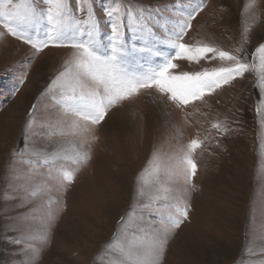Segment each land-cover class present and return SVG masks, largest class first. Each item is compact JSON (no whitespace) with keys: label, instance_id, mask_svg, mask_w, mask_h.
Segmentation results:
<instances>
[{"label":"rangeland","instance_id":"obj_1","mask_svg":"<svg viewBox=\"0 0 264 264\" xmlns=\"http://www.w3.org/2000/svg\"><path fill=\"white\" fill-rule=\"evenodd\" d=\"M184 2L134 0L137 5L158 9L154 14L161 23ZM246 2L207 0V7L193 21L185 39L233 48L242 31ZM72 3L76 8L79 0ZM112 3L94 0L95 16L105 36L110 30L104 10ZM260 11L264 13V0ZM260 19L264 21V15ZM157 35L163 38V30L157 29ZM262 37L264 28L254 26L247 45L250 52L264 42ZM128 39L131 46L135 37L129 33ZM69 51L50 46L33 58L28 45L11 36L0 39V264H28L33 251L35 264H105L98 254L122 231L121 217L143 213L146 221L158 223L159 212L150 216L143 201L134 196L136 178L147 166L153 147L171 154L197 134L203 144L195 153L198 171L189 219L175 230L163 264H260L264 259L259 253L264 226V148L260 147L262 130L255 110L260 92L254 87V76L248 74L207 97L198 111L189 108L187 124L185 113L147 95L130 106L113 109L96 132L99 139L91 162L62 196V211L49 238L15 228L16 221L9 217L28 212L39 201L19 207L23 193L9 185L22 181H11L10 153L24 146L25 122L33 103L39 107L37 123L29 134L35 146L51 151L61 139L47 136L51 101L40 94L61 69ZM202 63L207 66L208 62ZM180 64L185 71L199 70L186 61ZM26 70L27 78L19 84ZM216 121L225 124L228 131L211 128ZM177 127L182 131L180 136ZM34 227L39 229L38 221ZM246 240L251 242L248 253L244 252Z\"/></svg>","mask_w":264,"mask_h":264},{"label":"snow or ice","instance_id":"obj_2","mask_svg":"<svg viewBox=\"0 0 264 264\" xmlns=\"http://www.w3.org/2000/svg\"><path fill=\"white\" fill-rule=\"evenodd\" d=\"M261 2L247 0L238 44L224 49L203 39H185L207 0H186L163 23L154 14L158 9L137 5L134 0H113L104 10L110 30L106 36L95 16L94 0H79L76 8L72 0H0V39L11 36L28 45L33 58L50 46L70 50L40 94L51 101L47 136L61 139L51 151L35 146L29 134L37 123L39 107L33 103L25 122L24 146L10 153L11 181H22L9 185L23 193L19 207L39 201L28 212L9 217L16 221L15 228L49 238L62 211L63 194L92 160L98 128L113 109L130 106L142 95L185 113L187 124L189 108L198 111L217 90L252 75L260 92L255 110L262 130L260 147L264 148V42L251 52L247 47L253 27L264 28ZM157 29L163 30V38ZM129 33L135 37L131 46ZM181 61L199 70L185 71ZM202 62H208L207 66ZM26 78L27 70L19 84ZM211 128L228 131L220 121ZM176 133L182 135L179 127ZM202 144L197 134L171 154L153 147L147 166L136 178L134 196L143 201L150 216L159 212L158 223L146 221L143 213L126 214L119 222L122 231L102 246L97 258L105 264H163L175 230L189 219L198 171L195 153ZM37 221L39 229L34 227ZM259 239V253L264 257V226ZM250 243L246 240L245 253L251 251ZM35 260L33 251L28 264Z\"/></svg>","mask_w":264,"mask_h":264},{"label":"bare ground","instance_id":"obj_3","mask_svg":"<svg viewBox=\"0 0 264 264\" xmlns=\"http://www.w3.org/2000/svg\"><path fill=\"white\" fill-rule=\"evenodd\" d=\"M226 1V0H225ZM230 8H231V6H230ZM235 9V8H234ZM229 14V13H228ZM231 20H233V17L232 18H230Z\"/></svg>","mask_w":264,"mask_h":264}]
</instances>
